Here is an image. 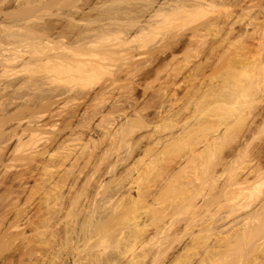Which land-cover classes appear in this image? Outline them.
<instances>
[{"label": "rangeland", "instance_id": "rangeland-1", "mask_svg": "<svg viewBox=\"0 0 264 264\" xmlns=\"http://www.w3.org/2000/svg\"><path fill=\"white\" fill-rule=\"evenodd\" d=\"M28 1L0 0V60L7 58V62H11L10 65L7 63L8 68L5 69L0 61V264H58L59 262V264H67V262L68 264H110L112 261L111 264H128V258L131 257V254H128L129 257L127 258L122 251L124 252L133 244L132 241L135 239L137 232L140 233L141 239L148 237L160 220L159 217L161 216L162 218L160 213L163 210L165 211L163 215L167 214L166 216H168V219H166L169 226L173 227L170 228L171 233H169L171 237L175 235L172 238L170 237V242L172 244L175 243V245L171 244V247H169L172 253H169L167 249L168 254L164 253L168 255L166 259V255H159V253L154 251L156 249L159 252L157 245L148 246L151 242L147 245V249L143 248L147 253L144 250H139L141 252H139L140 256L142 253L148 255V258L144 260L148 263L142 259L139 260V263L168 264L170 256L172 257L171 261L183 252L186 243L185 237L187 242L189 241V233L185 235L186 231L196 229L197 226H205L207 228V224L211 228L225 226L229 222L231 224L235 216H233L231 205L228 204L229 200L227 201V199L230 198L231 193L233 194L235 188H237L235 182L245 178V166L248 155L256 152L252 156L250 155V158H255L253 155L260 154V150L263 149L262 144L264 145V128L262 127L264 124V64L262 62L263 57L259 53V51L261 52L260 43L262 42L260 40L262 39L261 32L259 31L262 22L259 21H261L262 17L259 15V19H253L256 22L253 21L252 23L251 21L250 28H247L250 34L247 32L248 36L235 35L238 29L242 27V24H239L241 22L236 20L235 24L238 26L235 25L237 26L234 28L236 32L232 36V38L235 36V39L230 38L227 43H225L227 39L224 41L225 37L221 38L219 36L222 31L219 29L220 25L214 20L215 16L213 18L211 16L208 17V20L212 19L213 26L210 25L207 28L205 25L210 20L207 21V24H203V17L202 19L200 18V21L203 20L202 23L199 20L193 22L195 21L193 18L190 24L185 19H177L178 21L169 19L172 20V24L167 23L168 21L165 22L167 24L163 21L162 24H159L161 23L158 22L160 19H157L156 23L154 20L152 21L154 22L152 24L154 27L149 26L148 32H150L149 34L147 33L148 35L145 34L147 40H137L138 42H133L135 44H130L132 46L120 47V50H116L118 53H114L117 54L116 56L110 55L113 58L108 59L109 56L106 55L107 60L103 59L105 54L108 53L105 51L106 43L103 42V45L100 42L99 46L102 45L104 47V49L102 47L103 52H100L102 50L100 49L101 47H99L100 51L98 48L94 49V51H99L96 53L100 59H103L100 61V65H95V63H98L99 58L97 60L96 56L94 58L93 55H91L93 58H90L89 53V56L86 55V50L90 48L84 49L82 54V49L78 51L77 59L74 53L75 58L72 54L68 55L66 52H62L61 54H65L68 58L69 56L73 57L72 60L70 59L73 67L77 66V64L79 65V63L73 64V62L79 61L81 65L85 64L82 65L85 66V71L87 70L88 72L90 70L93 73L76 74V78L69 80L68 76L70 74L63 72L64 75H68L67 78L72 84L66 81V76V79H64L59 75L62 81L57 80L58 78L56 80L60 83L62 82V84L58 83L60 85L58 86L56 81V84H53L54 80H50L52 81L51 83H46L48 80L45 81L46 77L43 74L46 75L47 66L44 63L41 64H44L45 67L38 63L42 69L41 67L39 69V65L35 64L37 61L41 62L43 58L40 57V59L37 55L36 57L40 60H35L36 57L32 55L33 53L35 56L41 50L35 48L38 45L35 43L37 40L32 38L33 42H31L32 39L30 37L29 39L24 38L25 43L27 42L25 44L24 39L21 37L23 39V43H21V40L19 41L16 37L8 35L10 33L8 29L11 30L14 26L11 31V34H13L15 29L19 30L21 28V26L19 29L15 28L19 27V24L23 27L27 23L31 27L41 29V24L44 27L51 25L49 28H52L58 22L59 25H57L59 27L57 25L55 27L60 28V24L64 22L61 24L64 26H61V29H67L68 34L71 29H74L70 32L71 35H74L80 26H78V23L74 25L70 20H67L71 17L69 14L72 15V10L75 11L77 8L86 10L90 2L91 7L88 6L89 9L83 15L85 17L88 14L87 18L85 17L86 19H83L82 14L75 15L73 13L72 15H75L78 20L81 19L84 23H80L82 28L79 30H83L82 25L85 24V29L90 27L92 30L99 28L101 26V24L98 26L99 21L107 19L108 21L106 20V22H109V18H112L115 12L119 14L124 12V18H126L125 13L137 12L138 10L139 13L142 12L140 14L137 12L139 16H146L153 7L155 8L157 3L152 6L147 0L145 1L148 3L146 2L145 4L143 0H140L143 4L138 0H130L131 2L118 0L119 2L114 4L111 3L114 0H87V3L83 2L84 0L81 2L78 0L79 3L76 4H83L84 6L87 4L86 8L83 5H78L77 8L73 9L72 5L77 6L75 4L77 0H66L69 3H65L64 0H58L59 3L56 2L57 0H54L55 3L52 0H39L37 4L38 0H35V2L30 0V3L36 4L33 5L31 3L36 7L32 11L31 7L33 6H30ZM104 1H107V3ZM158 1L163 2L164 0ZM253 1L250 2L252 3L250 5L254 9L258 3L256 2L257 0ZM26 3L28 6H26ZM101 5H103V8ZM145 5L151 8L147 9ZM26 7H30L28 13ZM95 7L96 11H93ZM70 8L72 9L71 11ZM233 10L234 12H239L238 10L240 9L235 8ZM146 11L148 12L147 14ZM211 11H214V9ZM254 11H259V9L255 8ZM108 12H111V14ZM99 13L100 15L102 13L101 16L105 17V19H99L101 18ZM104 13L105 15H103ZM212 13L215 15L219 12L217 10ZM92 19L94 21L90 22ZM84 20L89 23L87 22V24ZM142 20H144V17ZM180 20L184 22H180ZM219 20L218 23L220 22L223 26V22L221 23ZM211 21L209 24H211ZM173 22L175 23L173 24ZM46 23L49 24L47 25ZM68 23L70 24L68 25ZM192 23L201 24L202 29L204 25L206 32L203 29L200 33H205L202 34H204L205 38H208L206 41L209 40L208 42L213 44L212 42L218 39L216 41L217 44L216 42L214 44L217 46L220 43L219 45H221L215 46L216 50L218 49L219 51L212 53L214 56L212 64H210L212 58L209 59V65L204 58L207 56L208 60V57H213L212 55L203 56L201 54V56H197L200 59L194 57L198 53L195 51L193 53L196 42H193L194 45L191 42L195 41L194 37H191L193 35L191 33L195 31L193 30L195 27H200ZM89 24H96V27L88 26ZM27 25L23 27L24 31L27 29ZM255 27H259L257 30V33H260L259 35L255 33V29H257ZM251 31H253V34ZM70 34L69 37H72ZM6 35L16 39V41L12 39L16 43L11 40L14 46L21 43L18 45L19 48L17 47L18 50L15 46L16 51H19V53L22 51L20 53L21 58L17 54L19 58H15V61H13L14 58L9 60L14 55L16 57V51H13L15 50L14 47L11 43L9 44L10 37L8 38ZM24 37L28 38L25 35ZM240 37H243V39H240ZM220 38L224 42H220ZM230 40L231 45H229ZM242 40L244 41L242 42ZM17 41H19L18 44ZM182 41H185V44ZM170 42L178 45L172 44V46ZM180 42L184 45L182 46ZM190 42L191 45H188ZM244 42L246 43L245 45L243 44ZM31 43L33 45L36 44L34 46L36 51L32 49L33 45ZM221 43H224V45ZM163 44L165 46L168 44L170 48L168 45V47L163 46L162 48ZM179 45L182 46L183 50L180 49ZM160 47L166 51H158ZM187 47H191L193 50L189 48L190 52ZM200 47L201 45L199 49ZM205 47L207 48V46ZM205 47L201 49L206 50ZM184 49L188 52L186 53ZM43 50H41L42 54L46 52V49L45 51ZM154 50H156V53L159 52L160 55L159 53L156 54ZM226 50L227 53L229 52L230 57L228 56L229 54L226 55ZM50 51L48 50V52ZM94 51L92 52L90 49L89 52L93 54ZM152 51L153 56L151 55ZM41 52H39L40 55ZM53 52L54 50L50 53ZM50 53L46 55H50ZM99 53H102V56ZM184 53L191 60H188ZM243 54H247L249 57L247 58V55L243 56ZM215 55L217 59H215ZM191 56H193L194 61H192ZM224 56H228L229 60H236L227 63V58L223 61ZM238 57L241 59H238ZM24 58L25 60H28V58L32 59L31 62L28 60L30 64L22 60ZM89 59L94 61L92 65ZM201 59L207 65L200 61ZM237 59L240 61H237ZM87 60L90 63L86 62ZM131 60L139 64L141 62L144 65L141 64V68L138 69L136 67L140 65L137 64L135 72L134 68L132 69L134 62ZM187 60L191 62L188 64ZM222 61L227 63L226 66ZM236 61L237 63H235ZM23 62H26V64ZM200 62L201 64L203 63V66L200 65ZM214 62L216 64H213ZM186 63L187 65H185ZM243 63L246 64L243 65ZM221 64L224 66H221ZM230 64H233V67ZM241 64L242 66L240 67ZM36 65L38 69L34 70L32 66L36 68ZM81 65L79 66L81 67ZM207 66L209 67L207 68ZM182 67L184 70H182ZM229 67L231 71L228 70ZM124 68L132 69V75L129 76L128 74L131 71L128 69L127 72V69L125 70ZM178 68L181 69L179 70ZM76 69L74 70L75 72ZM30 70L35 73V75L32 74L35 84H33L32 80L26 78H31L27 75L31 73ZM73 74L75 75L74 72ZM175 74L176 78L173 77ZM70 77L72 78L73 76ZM116 77H119V80H116ZM21 79L22 82L20 81ZM38 79L40 82H38ZM26 80L29 83H24ZM63 83L68 84H65L67 85L65 86ZM69 84L71 87H68ZM18 85L23 88L21 89ZM236 85L249 87L248 89L251 88L247 92L249 95H241L230 102L226 98L227 94ZM67 87L71 89V92L66 94ZM45 90L50 91L47 92ZM54 90L56 92H53ZM53 93L55 96L57 94V96L54 97ZM19 94L24 95L18 98ZM46 99H49V102H53L51 100L54 99V103L56 101L57 105L49 107L51 104ZM251 102L252 105H250ZM226 108L231 109L232 114L230 113V116L226 115ZM261 109L263 113H260L262 112L260 111ZM251 111H253L252 116H250ZM254 114L257 115L255 116ZM254 119L255 121L259 120L257 121L258 123H253ZM251 120L253 124H251ZM254 124L255 126L253 127H257V131L252 127ZM258 125H260L259 128ZM24 129L26 131H23ZM249 129H252V133L255 131V134H252ZM34 130L35 133L31 136ZM252 135L257 140L255 139L253 146H249L252 144H250L251 142L248 143V136L250 141H252L254 139ZM211 141L216 143L213 144V142L211 144L213 146L210 149L207 148L201 155L197 154ZM262 152L260 158L258 157L259 155L255 158L257 162L259 160V163L264 161L262 157L264 149ZM70 153L72 158L69 156L71 155ZM66 156H68L69 160L65 158ZM79 158H81L80 161ZM60 160L66 161L61 162ZM67 161L70 162L65 165ZM60 162L61 164L64 163L62 164L64 166H61ZM73 163H78L77 167ZM70 166L75 168V171H72V168V172L80 175L72 173V175L74 174L72 176ZM67 171L71 175L70 178L69 176L67 177ZM75 176L78 177L75 178ZM63 178L67 180L65 181ZM222 188H225L223 190L226 193ZM53 191L54 193H52ZM47 195L49 196L47 197ZM56 196H60L61 199H52ZM191 197L195 198L200 205H202V201L207 202L202 205V210L201 208L199 209L201 211H198L199 213L196 214L194 220L190 215V210L187 208ZM159 207L163 210L161 209L158 214ZM156 208L158 210L155 212L159 215V220L155 219L157 217H155L153 212ZM140 215L143 217V221H146V226L141 228V230L137 229L136 223ZM190 217L193 220H190L191 222L189 221ZM214 221L217 224L216 226ZM220 221L222 222L220 223ZM175 229L179 232L178 234ZM181 230H186L182 233L184 237L174 240L181 235ZM183 239L184 241H182ZM29 240L32 245L30 243L27 245ZM156 240L158 241L159 239ZM172 240L175 242H172ZM159 241L161 242L162 240ZM178 241L179 243L177 244ZM47 242L50 244H47ZM128 244H130L129 247ZM26 245H31V247ZM151 249L152 255L148 254ZM155 254L160 256L157 257L158 260ZM161 256H164L163 259H161Z\"/></svg>", "mask_w": 264, "mask_h": 264}, {"label": "bare ground", "instance_id": "bare-ground-1", "mask_svg": "<svg viewBox=\"0 0 264 264\" xmlns=\"http://www.w3.org/2000/svg\"><path fill=\"white\" fill-rule=\"evenodd\" d=\"M27 1V0H26ZM30 1V0H29ZM28 1V4L30 3ZM37 1V0H36ZM52 1H54V0H52ZM51 1V2H52ZM69 1H71V0H69ZM80 2L82 1V0H79ZM79 1L77 0V2H75V4L76 3H79ZM89 1V0H88ZM91 1V0H90ZM103 1V0H102ZM110 1H112V0H110ZM110 1H108V3H110ZM115 1V0H114ZM111 2V3H116V2H119L118 0H116L115 2ZM120 1H122V0H120ZM127 1V0H126ZM128 1H130V0H128ZM135 1V0H134ZM140 3L142 2V1H140V0H138ZM137 1V2H138ZM148 2H150V4L153 6V5H155L156 3H157V5L155 6V8L153 7L152 8V10H150L151 12H147L146 11V14L148 13L149 14V18H148V14L146 15V16H142V15H140L139 16V14L140 13H142V12H138V10H137V12L139 13H137L136 11H132V12H127L126 10H124L125 12H127V13H125V16H126V18H124V12H123V14H122V12L119 10V12H121V14H122V16H121V14H119V13H117V12H115V11H113V12H115V14H114V16H112V18L110 17H108V15H110L111 14V12H108V13H110V14H108V15H106L107 16V18H109V22H106V20L104 21V20H98V19H96V20H98L100 23H98V26L101 24V26L98 28H94L93 30H92V28L90 27V28H88V29H85L84 28V26L86 25H82L83 26V30L81 29V30H79L80 28H82L81 27V22H82V20L81 19H79L78 20V18H76V14H82L81 16H83L85 13H86V10L87 9H89L88 8V6L89 7H91V2H90V5L88 4V6H87V4L84 6L83 4H76L77 6H73L72 5V3L70 2V4L72 5V8L74 9V8H77L78 7V5H83V7H85L86 8V6H87V9L86 10H84V9H80V8H77V9H75V11H73L71 8H70V11L72 10V12L75 14L74 16H72L73 15V13H72V15L71 14H69L71 17H70V19H67L68 21L70 20V22H72V24H74V25H77L76 23H78L79 25L78 26H80V28L76 31V33L73 35H71L70 34V32H72V30H74V29H71V31L69 32V34L72 36V37H69V34H68V32L66 31V30H64V28H62L61 29V26L62 27H64L63 25H61V24H63V23H61L60 24V28H58L59 26V24H58V22H57V24H55V26L57 25L58 27H52V28H49L51 25H49V27L48 26H45L44 27V25L42 26V24H41V26H40V28L41 29H37L36 27L34 28L33 26V28L31 27V25H27V23L25 24V25H27V29H25V31H24V28L23 27H25V25L22 27V25H20L19 24V27H15V28H20V26H21V28H23V29H19V30H17V29H15L14 31L15 32H13V34H11L12 32V29H14V26H13V28H11V30H9L8 29V31H10V33L8 34V35H10L11 37H16V39H19V41L21 42V43H23L22 42V40L25 38V39H29V37H30V39H35V40H37V42H35L36 44H38V45H33L32 43V49H34V46H35V48H37V50L39 49H41V50H43L44 48L46 49V52H48V50L50 51H53L54 50V52L53 53H50V52H48V53H50V55H46V54H48V53H43L42 54V52H41V50L39 51V52H41V55L39 54V52H35L36 54H35V56H34V54L32 53V55H33V57H36L37 55V57L38 58H42V60H41V62L39 61H37V63H35V64H37V65H39L38 63H44L45 64V66H47V69H46V75L45 74H43L45 77H46V80L45 81H47L48 80V82H46V83H51L52 81H50V80H54L53 81V84H56L55 83V81L57 82V84L59 83V84H62V82L60 83L59 81H62L61 79H60V76L59 75H61V77L62 78H64V79H66L67 78V76L69 77V80L71 79V80H73L74 78H76L75 76H76V74H80V73H83V74H86V73H93V71L91 72L90 70H88V72H87V70L85 71V66H82V65H85V64H82L81 65V63L78 61V62H73V64H77V63H79V65H81V67L77 64V66L75 65L74 67H73V65L71 64V60H72V58L73 57H71V56H69V58L64 54H61L62 52L64 53V52H66L68 55H73L74 56V54L76 55V59H77V57H78V55H79V53H78V51H80L81 49L83 50V51H81V54H82V52H84V49H88V48H90L91 49V51L93 52L94 51V49H97L98 48V50H99V47H101L100 49H102V45L101 46H99V44H103L104 45V43L103 42H105L106 44H105V47H106V52L108 53V54H105V56L107 55V56H109L108 57V59H110L112 56L114 57V56H116L117 54H114V53H118L116 50L117 49H119L120 50V47H125V46H127V45H130V44H132L134 41H139V40H143V39H145V40H147V37L145 36V34L146 35H148L149 34V32H148V28H149V26L150 27H154V25L152 26V24L154 23V22H152V21H154L155 20V23H156V21H157V19H160L158 22H161V23H159V24H162V21L165 23V22H167V23H170V24H172V20H169V19H173V21H174V19H175V21H178L179 19H185V21L186 22H188L189 24L191 23V20L193 21V18L195 19V21H193V22H196L197 20H201L202 19V17H203V24L205 23V24H207V21H211L212 19H209L208 20V17H210L211 16V18H213L214 16H215V18H214V20H216L217 21V24H219L218 26H219V29H221V31L222 32H220V30H219V32H220V35L219 36H221V38H224V41L227 39V41L225 42V43H227V42H229V39L230 38H232V36L235 34L234 32H236L235 31V29L234 28H236L238 25L237 24H235L236 23V20H238L239 22H241V23H239V24H242V27L241 26H239V27H241L240 29H238V31L236 32V34L235 35H238V34H240L239 36H243V35H245V36H248L246 33L248 32V30H247V28H250V25L253 23V21L254 22H256L255 20H253V19H259V15L262 17V19H261V21H259V22H262V24H261V26H260V32H261V36H262V39H260V40H262V42L260 43V45H261V52L259 51V53H260V55H261V57H263L262 58V62H263V64H264V0H164L163 2L162 1H158V0H147ZM147 1H145V0H143V2H144V4L147 2ZM251 1H253V2H257L258 3V5L256 4H254L255 5V7H254V9L251 7V5H252V3H250ZM25 2V1H24ZM34 2H35V0H34ZM39 2V0L36 2V4ZM56 2H58V0L56 1ZM61 2H63V1H61ZM60 2V3H61ZM64 2L65 3H69L68 1L66 2V0H64ZM63 2V3H64ZM73 2V1H72ZM83 2H86L87 3V0L85 1H83ZM93 2V1H92ZM104 2H106L107 3V1H104ZM131 2V1H130ZM147 2V3H148ZM31 3H33V2H31ZM29 4L30 6L32 5V4ZM53 3H55V1L53 2ZM59 3V2H58ZM140 3H138V4H140ZM24 4V3H23ZM35 3H33V5H34ZM35 4V5H36ZM101 4V3H100ZM100 4H98L99 6H100ZM105 4V3H104ZM141 4H143V3H141ZM251 4V5H250ZM32 5V6H33ZM106 5V4H105ZM104 5V6H105ZM148 5V4H147ZM26 6H28L27 5V3H26ZM95 6V5H94ZM102 6V8H103V5H101ZM133 6H135V7H137L136 5H133ZM146 6V5H145ZM34 7V6H33ZM31 7V9H32V11H34L35 10V8L36 7ZM82 7V8H83ZM93 7V6H92ZM140 7H141V5H140ZM27 8V7H26ZM30 8V7H29ZM29 8H27V13H28V9ZM138 8V7H137ZM137 8H135V9H137ZM146 8L148 9V8H151V7H147L146 6ZM235 8H238V9H240V10H238L239 12H234V10L233 9H235ZM255 8H258L259 9V11H254L255 10ZM30 9V10H31ZM91 9H93V8H91ZM96 9V7L93 9V11ZM101 9V8H100ZM99 9V10H100ZM141 9V8H140ZM143 9V8H142ZM214 9V11H211V10H213ZM216 9V10H215ZM26 10V9H25ZM102 11H103V9H101ZM218 10V12L219 13H217V14H215V15H213L214 13H212V12H216ZM237 10V9H236ZM89 11V10H88ZM87 11V12H88ZM91 11V10H90ZM96 11V10H95ZM98 11V10H97ZM211 11V12H210ZM105 13H107V12H105ZM105 13L103 14V15H105ZM207 13H209V14H207ZM90 14H92V13H90ZM112 14V15H113ZM143 14H144V11H143ZM211 14V15H210ZM88 14H86L85 15V17L87 16ZM99 15H100V13H99ZM101 15H102V13H101ZM100 15V16H101ZM138 15V16H137ZM207 15V16H206ZM209 15V16H208ZM213 15V16H212ZM216 15H218V16H216ZM78 16V15H77ZM222 16H224V17H222ZM84 17V16H83ZM83 18V19H86V18ZM99 17V16H98ZM144 17V20H142V18ZM204 17H205V19H204ZM260 17V18H261ZM69 18V17H68ZM196 18H198V19H196ZM201 18V19H200ZM95 19V18H94ZM99 19H105V17L103 18V16H101V18H99ZM178 19V20H177ZM190 19V20H189ZM207 19V20H206ZM220 19V20H219ZM88 20H90V18H88ZM95 20V21H96ZM166 20V21H165ZM189 20V21H188ZM218 20L219 21H221V23L223 24V26L220 24V22L218 23ZM84 21H86V20H84ZM92 21H94L93 19L90 21V22H92ZM104 21V22H103ZM108 21V20H107ZM183 20H180V22H182ZM202 21H200L201 23H202ZM206 21V22H205ZM210 21H209V23H210ZM251 21H252V23H251ZM49 22V21H48ZM51 22V21H50ZM74 22V23H73ZM88 21H86V23H87ZM97 22V21H96ZM106 22V23H105ZM184 22V21H183ZM199 22V23H200ZM258 21H257V23H259ZM83 23V22H82ZM89 23V22H88ZM87 23V24H88ZM167 23H165V24H167ZM175 22H173V24H174ZM187 23V24H188ZM208 23V24H209ZM216 23V22H215ZM47 25L49 24V23H46ZM45 24V25H46ZM51 24H53V23H51ZM70 23H68V25H69ZM84 24V23H83ZM182 24H184V23H182ZM186 24V25H187ZM192 24H197V23H192ZM205 25V27L207 28V26L209 27L210 25H212L213 26V24H212V21H211V24H209V25ZM255 24V23H254ZM54 25V24H53ZM66 25V24H65ZM96 25V24H95ZM95 25H93V24H89L88 26H95ZM155 25H158V24H155ZM185 25V24H184ZM235 25H237V26H235ZM258 25V24H257ZM16 26H18V25H16ZM29 26V27H28ZM35 26V25H34ZM71 26V25H70ZM197 26L198 27H200L201 28V24H197ZM211 26V27H212ZM216 26V25H215ZM38 27H39V25H38ZM67 27H69V26H67ZM73 27V26H72ZM96 27V26H95ZM217 27V26H216ZM215 27V28H216ZM66 28V27H65ZM71 28V27H70ZM69 28V29H70ZM78 28V27H77ZM197 27H195L193 30H195V31H192V33H191V37H194V39H195V41H191L192 43L194 42H196V47L195 48H193V46H192V48L194 49H192L191 47H189L190 49H192L193 50V53H194V51L196 52V53H198V55L196 54V56H194V57H197V56H201V54L203 55V56H206V55H212L213 56V52L214 51H217L216 50V48H215V42L216 41H218V39L216 40L215 38H217V37H215V38H213V39H215L216 41H214V42H212L213 44H211L210 42H208V41H206L208 38H205L203 35L205 34L204 32H206L205 31V29L206 28H204V25H203V29H204V32H201L200 33V31H203V29L201 30L200 28H197ZM255 28H257V29H255L256 31H255V33H257V30H258V28L259 27H255ZM89 29H91V31H89ZM209 29V28H208ZM253 29V28H252ZM16 30H17V32H16ZM192 30V29H191ZM218 30V29H217ZM7 31V32H8ZM208 31V30H207ZM199 32V33H198ZM253 31H251V33H252ZM148 33V34H147ZM202 33H204V34H202ZM217 34H218V32H216ZM202 34V36H200ZM222 34V35H221ZM248 34H249V32H248ZM253 34V33H252ZM252 34H251V36H252ZM258 34V33H257ZM258 34V35H259ZM24 35L25 36H27L28 38H26V37H24ZM250 35V34H249ZM7 36V35H6ZM9 36V37H10ZM143 36V37H142ZM190 36V35H189ZM206 36V35H205ZM215 36H217V35H215ZM245 36H244V38H245ZM8 37V36H7ZM8 37V38H9ZM10 37V41H9V44L11 43V40L13 39V38H11ZM21 37L23 38V39H21ZM142 37V38H141ZM145 37V38H144ZM191 37H189L190 39H191ZM207 37H208V35H207ZM235 37V36H234ZM233 37V38H234ZM8 38H7V41H8ZM138 38V39H137ZM221 38H220V40H221ZM232 38V39H233ZM246 38H248V37H246ZM251 38V37H250ZM261 38V37H260ZM16 39H13V40H15L16 41ZM25 39H24V43H25ZM33 39H32V41L31 40H27V41H31V42H33ZM183 39V38H182ZM181 39V40H182ZM188 39V38H187ZM193 39V38H192ZM205 39V40H204ZM231 39V40H232ZM235 39V38H234ZM238 39H239V37H238ZM240 39H243V37H240ZM249 39V38H248ZM12 40V41H13ZM34 40V41H35ZM180 40V41H181ZM185 40V39H184ZM211 40V39H210ZM231 40H230V44L229 45H231ZM15 41H13V43L15 42ZM19 41H17V44H18V42ZM38 41H39V43H38ZM137 41V42H138ZM177 41H178V39H177ZM223 40H221L220 42H222ZM223 41V42H224ZM244 40H242V42H243ZM249 41V40H248ZM101 42V43H100ZM176 42V41H175ZM184 44H185V41H182ZM191 42L190 43H188V45H191ZM207 42V43H206ZM246 42V41H245ZM243 43L244 45L246 44V43ZM16 43V42H15ZM21 43H19V44H21ZM27 43V42H26ZM25 43V44H26ZM174 43V42H173ZM172 42H170V44L172 45L173 44ZM181 43V42H180ZM194 43H193V45H194ZM209 43V44H208ZM18 44V45H19ZM133 44H135V43H133ZM132 44V45H133ZM166 44V43H165ZM165 44H163L161 47L163 48V46H165ZM184 44H182L181 43V45L183 46ZM198 44H200L201 45V47H200V49H199V46H198ZM216 44H217V42H216ZM220 44V43H219ZM218 44V45H219ZM222 45H224V43H221ZM11 45L14 47V49H15V46H16V49H17V47L19 48V46L18 45H16L15 44V46L11 43ZM132 45H130V46H132ZM168 45V44H167ZM166 45V46H167ZM173 45H178V44H173ZM172 45V46H173ZM186 45H187V43H186ZM218 45L216 46V47H218ZM228 45V44H227ZM38 46H39V48H38ZM43 48H41V47ZM165 46V47H166ZM169 46V45H168ZM167 46V47H168ZM180 46V45H179ZM182 46H180L181 48L180 49H182ZM205 46H207V48L205 47V49L206 50H204V49H201V48H204ZM219 46H221V45H219ZM29 47H31V46H29ZM160 47V48H161ZM165 47H164V49H165ZM226 47V46H225ZM244 47V46H243ZM250 47V46H249ZM123 48H121V49H123ZM160 48H158V51L159 50H163L162 48L160 49ZM169 48H170V46H169ZM188 48V47H187ZM188 48V49H189ZM220 48V47H219ZM260 48V47H259ZM16 49L15 50H13V51H16ZM45 49L43 50V51H45ZM90 49H88L89 51H90ZM93 49V50H92ZM103 49H104V47H103ZM103 49L100 51V52H103ZM166 49H168V48H166ZM176 49V48H175ZM189 49V50H190ZM223 49V48H222ZM222 49H221V51H222ZM246 49H248V48H246ZM18 50V49H17ZM35 51H36V49H34ZM60 50V51H59ZM88 50H86L87 51V53H86V55L87 56H89L90 58H93V57H91V55H93L94 56V58H95V56H96V58H97V60H98V58H99V61H97L96 59V61L98 62V63H95V65L96 64H98V65H100V61L101 60H107V56L105 57L104 56V58L103 59H100V57H99V55H97V53L99 52L98 50H95L94 51V53L93 54H91L92 52H89ZM174 50V49H173ZM177 50V49H176ZM183 50V49H182ZM199 50V51H198ZM201 50V51H200ZM203 50V51H202ZM228 50V49H227ZM227 50H226V55H228L229 54V52L227 53ZM243 51H244V49H242ZM115 51V52H114ZM156 50H154V52H155ZM164 51V50H163ZM166 51V50H165ZM164 51V52H165ZM172 51V50H171ZM170 51V52H171ZM184 51H186V53L188 52L186 49H184ZM219 51V50H218ZM242 51V52H243ZM246 51V50H245ZM247 51H249V49L247 50ZM246 51V52H247ZM18 52V53H17ZM22 51H20V53H21ZM97 52V53H96ZM162 52V51H161ZM169 52V51H168ZM173 52H175V51H173ZM172 52V53H173ZM190 52H191V50H190ZM189 52V53H190ZM20 53H19V51H16V57H15V55H14V57H12V58H9V60L10 59H12L13 60V58H14V60L13 61H15V58H19V56H17V54H19L20 55ZM70 53V54H69ZM74 53V54H73ZM88 53H89V55H88ZM121 53V52H120ZM119 53V54H120ZM156 53V52H155ZM154 53V54H155ZM157 53H159V52H157ZM156 53V54H157ZM163 53V52H162ZM179 53V52H178ZM186 53H184V55H185V57H186ZM221 53V52H220ZM248 53V52H247ZM259 53H258V55H259ZM96 54V55H95ZM99 54H101L100 56H102V53H99ZM118 54V55H119ZM153 54V51H152V53H151V55ZM169 54V53H168ZM191 54V53H190ZM216 54V53H215ZM31 55V56H32ZM44 55V56H43ZM110 55H112V56H110ZM159 55H160V53H159ZM167 55V54H166ZM217 55V54H216ZM215 55V59H217V56ZM222 55V54H221ZM225 55V54H224ZM241 55V54H240ZM240 55H239V57H240ZM245 55H247V54H245ZM244 54H243V56H245ZM82 56V55H81ZM153 56V55H152ZM193 56H191L192 57V61H194L193 60ZM203 56H202V58H203ZM229 57H230V54L228 55ZM228 56H224V57H222V58H224V60L223 61H225L226 60V58L228 59L229 57ZM242 56V55H241ZM23 57V56H22ZM36 57V59L35 60H40V59H38ZM71 57V58H70ZM112 57V58H113ZM175 57V56H174ZM188 57V56H187ZM186 57V58H187ZM207 57V56H206ZM206 57H204L205 59V62L206 61H208V65H209V59H211V63L210 64H212V61H213V59H214V56L213 57H208V60H207V58ZM220 57V56H219ZM238 57V59H241V58H239ZM249 56L247 55V58H248ZM20 58H21V55H20ZM31 58V57H30ZM45 58V59H44ZM74 58H75V56H74ZM244 58V57H243ZM243 58H242V60H243ZM44 59V60H43ZM71 59V60H70ZM162 59V58H161ZM188 59V58H187ZM195 59V58H194ZM196 59H200V57L198 58H196ZM195 59V60H196ZM231 59V58H230ZM233 59V58H232ZM237 59V61H240V60H238ZM8 60V61H9ZM22 60H24V61H26V62H28V60H30L29 58H28V60H25V58L24 59H22ZM32 60V59H31ZM31 60L29 61V62H31ZM186 60V59H185ZM188 60H191V59H188ZM186 61V62H188V64H189V62H191V61ZM221 60V59H220ZM229 60V59H228ZM226 60L227 61V63L229 62L230 63V61H232V62H234V60H236V59H233V60ZM1 61V63H2V67H5V69L6 68H8V66H7V63H9V65L11 64V62H7V58H3L2 60H0ZM44 61V62H43ZM89 61L91 62V65L94 63V61H92V59H89ZM88 60L86 61V62H88V63H90ZM95 61V62H96ZM132 61V60H131ZM136 61V60H135ZM200 61H202V59L200 60ZM215 61V60H214ZM222 61V63H225V66H226V62H223ZM237 61L235 62V63H237ZM246 61V60H245ZM245 61H243V62H245ZM248 61V60H247ZM26 62H23L24 64H26ZM28 62V63H29ZM93 62V63H92ZM132 62H134V61H132ZM203 62V61H202ZM205 62H203L205 65H207ZM216 62V61H215ZM213 63V64H216V63ZM217 62H219V61H217ZM231 62V63H232ZM34 63V62H33ZM33 63H32V65H33ZM87 63V64H88ZM128 63V62H127ZM135 63H136V65H135ZM183 63H185V62H183ZM199 63V62H198ZM203 63L201 64V62H200V65H202L203 66ZM221 63V62H220ZM24 64H22V65H24ZM30 64V63H29ZM35 64H34V66H35ZM44 64H41V66L42 67H45L44 66ZM125 64H126V62H125ZM129 64H130V62H129ZM137 64L138 65H140L139 67L137 66ZM141 64H143V63H141L140 62V64L138 63V62H134V65H133V67H132V69L134 68V70L136 69V68H141ZM239 64V63H238ZM246 64V63H245ZM244 63H243V65H245ZM36 65V68L34 67V66H32L33 68H34V70L35 69H40V65H39V67ZM89 65V64H88ZM123 65V64H122ZM127 65V64H126ZM132 65V64H131ZM144 65V64H143ZM180 65V64H179ZM178 65V66H179ZM181 65H182V63H181ZM181 65H180V67H181ZM185 65H187V63L185 64ZM196 65V64H195ZM231 66L233 65V64H230ZM230 65H228V66H230ZM237 65V64H236ZM26 67L28 66V65H25ZM79 66V67H78ZM125 66V65H124ZM135 66H137L136 68H135ZM184 66V65H183ZM217 66V65H216ZM216 66H214V67H216ZM221 66H224V65H222L221 64ZM228 66H227V68H228ZM230 66V67H231ZM242 66V64L240 65V67ZM247 66V65H246ZM28 67H30V66H28ZM31 67V68H32ZM38 67V68H37ZM42 67H41V69H42ZM76 67H77V69H76ZM88 67V66H87ZM93 67V66H92ZM91 67V68H92ZM126 67V66H125ZM131 67V66H130ZM186 67H188V66H186ZM206 67V66H205ZM205 67H203V68H205ZM209 66H207V68H208ZM230 67H229V71H231L230 70ZM233 67V66H232ZM76 69V72L74 71L75 69ZM82 68V69H81ZM184 68H185V66H184ZM190 68H192V67H190ZM195 68H196V66H195ZM199 68V67H198ZM197 68V69H198ZM235 68V67H234ZM237 68H239V67H237ZM264 68V67H263ZM30 69V68H29ZM28 69V70H29ZM125 70L127 69V72H128V69L129 68H124ZM132 69H129L131 72L128 74L129 76H131L132 75ZM138 69H137V71H138ZM179 69V68H178ZM177 69V70H178ZM181 69V68H180ZM179 69V70H180ZM187 69V68H186ZM226 69V68H225ZM232 69V68H231ZM32 70V69H31ZM30 70V71H31ZM121 70V69H120ZM182 70H184L183 69V67H182ZM182 70H181V72H182ZM232 70H234V69H232ZM176 71V70H175ZM66 72L68 75L66 76V75H64V73ZM73 72L75 73V75L73 74ZM84 72H86V73H84ZM117 72V71H116ZM124 72V71H123ZM135 72H136V70H135ZM134 72V73H135ZM180 72V71H179ZM180 72V73H181ZM71 73H72V75H71ZM176 73V72H175ZM31 74V75H30ZM35 75V73H32V71H31V73H28L27 75H29V77H31L30 79L28 78V77H26L28 80H32L33 81V75ZM117 74H119V73H117ZM125 74V73H124ZM63 75V76H62ZM120 75V74H119ZM59 76V77H58ZM65 76H66V78H65ZM70 76H73L72 78L70 77ZM118 76V75H117ZM124 76V75H123ZM125 76H127V75H125ZM176 76V74L173 76V77H175ZM35 77V76H34ZM120 77V76H119ZM119 77H116L117 79L116 80H119L118 78ZM128 77V76H127ZM177 77H178V75H177ZM36 78V77H35ZM58 78V79H57ZM176 78V77H175ZM23 79V78H22ZM22 79L20 80L21 82H22ZM37 79V78H36ZM35 79V80H36ZM59 80V81H57V80ZM120 79H121V77H120ZM28 80H26V81H28ZM39 80V79H38ZM42 80V79H41ZM68 80V78L66 79V81L68 82L69 81ZM19 81V82H20ZM24 82V83H29V81L28 82ZM50 81V82H49ZM64 81V80H63ZM38 82H40V80L38 81ZM30 83H31V81H30ZM68 83H70V84H72V82L71 81H69ZM68 83H65V84H68ZM11 84H13V83H11ZM20 84V83H19ZM25 84V85H26ZM32 84V83H31ZM33 84H35L34 83V81H33ZM37 84V83H36ZM44 84V83H43ZM58 84V86H60ZM64 84V83H63ZM64 84V85H65ZM70 84L68 85V87L70 86ZM15 85H16V83H15ZM15 85H13V86H15ZM50 85V84H49ZM8 86V85H7ZM11 87H12V85H10ZM17 86V85H16ZM21 89L23 88L22 86H20V85H18ZM34 86V85H33ZM36 86V85H35ZM48 86V85H47ZM53 86H55V85H53ZM65 86H67V85H65ZM18 87V88H19ZM42 87V86H41ZM49 87H51V86H49ZM67 87V88H68ZM71 87V86H70ZM244 86H241V85H236V86H234L233 88H232V90L229 92V94H227L228 96L226 97L227 98V100L228 101H230V102H232V100H234L235 98H237V97H239V96H241V95H249L247 92H249L250 91V89H248L249 87H244ZM9 88V87H8ZM246 88V89H245ZM5 89H6V87H5ZM40 89V88H39ZM53 89V88H52ZM55 89H57L56 87H55ZM61 89V88H60ZM70 88H68V90H69ZM19 90V89H18ZM36 90H37V88H36ZM68 90H66L67 92H66V94L67 93H69V92H71V89L68 91ZM249 90V91H248ZM17 91V90H16ZM35 91V90H34ZM39 91V90H38ZM45 91H47V92H49L48 90H45ZM7 92H9V91H7ZM13 92V91H12ZM53 92H56L55 90L53 91ZM17 93V92H16ZM20 93V92H19ZM42 93V92H41ZM52 93V92H51ZM63 93V92H62ZM47 94V93H46ZM54 94V93H53ZM18 95V94H17ZM22 94H19V97L18 98H20V97H23V95L21 96ZM61 95V94H60ZM54 97H56L57 96V94H56V96H55V94L53 95ZM25 97V96H24ZM42 97H43V95H42ZM60 97V96H59ZM36 98V97H35ZM40 98V97H39ZM47 98V97H46ZM48 98H50V97H48ZM12 99H13V96H12ZM17 99V98H16ZM22 99V98H21ZM57 99V98H56ZM7 100H9L8 98H7ZM14 100V99H13ZM23 100H24V98H23ZM40 100H42L41 98H40ZM47 100V99H46ZM57 100H59V99H57ZM264 100V99H263ZM48 101V103L49 104H51V106H49V107H52V105L54 106L55 104H56V101H55V103H54V99L53 100H51V101H53V102H49V99L47 100ZM59 102V101H58ZM263 102V101H262ZM46 103V102H45ZM48 104V105H49ZM57 105V104H56ZM250 105H252V102L250 103ZM263 105H264V102H263ZM46 106V105H45ZM48 107V108H49ZM264 107V106H263ZM262 107V108H263ZM226 111H225V113H226V115L227 116H230L231 114H232V111H231V109H228V108H226L225 109ZM260 111H262V112H260ZM259 112L260 113H263V110L261 109ZM33 112V111H32ZM52 112V111H51ZM51 112H49V113H51ZM253 111H251V113H252ZM231 113V114H230ZM250 113V116H252L253 115V113L251 114ZM70 114V113H69ZM230 114V115H229ZM258 114V113H257ZM257 114H254L255 116L257 115ZM37 115V114H36ZM255 116H253V117H255ZM260 116H262L261 114H260ZM38 117H40V116H38ZM37 117V118H38ZM259 117V116H258ZM263 118H264V116H263ZM262 118V119H263ZM257 119H259V118H257ZM261 119V118H260ZM257 121H259V120H257ZM257 121H255V119H254V121H253V123L255 122H257ZM263 121H264V119H263ZM262 120H261V122H263ZM21 122V121H20ZM260 122V123H261ZM252 123V120H251V124H253ZM258 123V122H257ZM264 123V122H263ZM20 124V123H19ZM262 125V124H261ZM253 126H255V124L254 125H252V127ZM259 126L260 125H258V128H259ZM250 127V126H249ZM263 128H264V124H263V126H262ZM251 128V127H250ZM253 128H255V131H257L256 130V128L257 127H253ZM252 128V129H253ZM26 129V128H25ZM23 130V131H26V130ZM252 129L250 130V132L252 133ZM260 129H261V127H260ZM260 129H258L259 131H260ZM28 131V130H27ZM255 131H253L254 133H252V134H255ZM31 132V131H30ZM35 133V130H34V132H32L31 133V136L33 135ZM250 133V134H251ZM257 133H260V132H257ZM250 134H248L249 136H251ZM248 136V143H250V144H252V145H249V146H253L254 145V143H255V141L257 140V138L256 137H253V135H252V137L254 138L252 141H254L253 143H252V141H250V137ZM252 137H251V139H252ZM256 139V140H255ZM218 140V139H217ZM214 141H211L207 146H205V148L202 150V151H200V152H196L197 154H202L207 148H211V146H213V145H211L212 143H213ZM216 142H214L213 144H215ZM255 147V146H254ZM262 147H263V149H264V145L262 144ZM262 149V148H261ZM262 149V150H263ZM262 150H260L261 151V153H263L262 152ZM252 151V150H251ZM255 152V151H254ZM195 153V154H196ZM256 153V152H255ZM255 153H253L252 152V154H255ZM261 153L259 154H257V155H259L258 157L260 158L261 157ZM71 154V153H70ZM250 154V153H249ZM252 154H250L251 156H252ZM65 155V154H64ZM250 155H248L249 157H248V159H247V161H246V172H245V178L242 180V179H240V181H236L235 182V185H237L236 187L237 188H235V190H234V192H233V194L231 193V195H233V196H231L230 195V198H228L227 199V201L229 200V202H228V204L229 205H231V209H232V212H233V216H235L233 219V221H231L232 223L230 224V222L228 223V224H230V225H232V226H228V224L226 223V225L225 226H221V227H217V228H211L210 226H209V224H207L208 226H207V228L204 226V227H199V226H197V228L195 229H193V230H190V231H186V234L185 235H187V233H189V236H188V238H189V241L187 242V238L185 237V247H184V249H183V252L182 253H180L179 254V256L178 257H176L175 259H173V260H171L170 261V259L172 258L171 256L169 257L170 259H168L169 260V263L168 264H264V161L263 162H260L259 163V160H258V162L255 160V158H257L256 156L257 155H253V157H255V158H250L251 156ZM71 158H72V154L71 155H69ZM263 158H264V154H263V156H262ZM65 158H68V156H66ZM74 158H76L75 156H74ZM77 160H78V158H76ZM80 159L81 158H79V161H80ZM67 160V159H66ZM65 160V161H66ZM68 160H69V158H68ZM75 160V159H74ZM264 160V159H263ZM61 161V160H60ZM63 161V160H62ZM61 161V162H62ZM65 161H63V162H65ZM79 161H77V162H79ZM89 161H91L90 159H89ZM89 161H87L88 163H90ZM261 161V160H260ZM61 162H60V164H61ZM70 162V161H69ZM68 161L66 162V164L65 165H67V163H69ZM72 162H73V160H72ZM71 162V163H72ZM75 162V161H74ZM86 162V161H85ZM70 163V164H71ZM76 163V162H75ZM62 164H64V163H62ZM61 164V166H64V165H62ZM74 164V163H73ZM78 164V163H77ZM77 164H74L75 166L77 165ZM86 164V163H85ZM72 165V164H71ZM88 165V164H87ZM97 165V164H96ZM95 165V166H96ZM71 167V169H70V171L72 170V168L74 167V166H70ZM77 167V166H76ZM86 167V166H85ZM94 167V166H93ZM75 168H73V170L72 171H75L74 170ZM244 170V171H245ZM70 172L71 173V175H72V173H74V172ZM68 172L69 171H67V177L69 176V178H70V174H68ZM77 172V171H76ZM75 175H78L77 173H74ZM73 174V175H74ZM72 175V176H73ZM80 175V174H79ZM78 175V176H79ZM77 176V177H78ZM66 177V178H67ZM76 176H75V178H77ZM66 178H63V179H65V181L67 180ZM69 178H68V180H69ZM72 180H74V178H72ZM220 187V186H219ZM222 187V186H221ZM225 187V186H224ZM227 188V187H226ZM219 189V188H218ZM223 189H225V188H222V190ZM223 191H225V190H223ZM222 191V192H223ZM52 193H54V191L52 192ZM56 193V192H55ZM221 193V192H220ZM225 193H226V191H225ZM225 193H223V195H225ZM49 194V193H48ZM57 194V193H56ZM50 195V194H49ZM49 195H47V197L49 196ZM61 195V194H60ZM52 196V195H51ZM227 196V195H226ZM225 196V197H226ZM229 196V195H228ZM57 198V200H59V199H61V197L60 196H56L55 198H52V199H56ZM76 198V197H75ZM72 199H73V197H72ZM71 200V199H70ZM69 200V201H70ZM74 200V199H73ZM197 200L195 199V198H193V197H191L190 199H189V201H188V206H187V208L190 210V215L193 217V220H194V218H195V216H196V214H198L201 210H202V205L203 204H205V203H207L206 201H200L201 202V204L202 205H200V203H198V201L196 202ZM75 202V201H74ZM155 202H156V200H155ZM154 201H153V203H155ZM156 205V204H155ZM155 205H152V206H155ZM159 205V204H158ZM157 205V206H158ZM207 205V204H206ZM206 205H204V206H206ZM156 206V207H157ZM160 208V207H159ZM201 208V210H199ZM155 209V208H154ZM162 208H160L159 209V211H158V214L161 212L160 210H161ZM187 209V210H188ZM157 208H156V210H153V212H154V215H155V217H157V218H155V219H158L159 220V218H160V220L158 221V223H157V225H156V227L150 232V234L148 235V237H146L145 239H141V236H140V233L139 232H137V234L135 235V239L132 241L133 242V244L132 243H130V244H132L131 246H130V244H128V247L129 248H127V250H125L124 252L122 251V253H124L125 255H126V257L128 258L129 257V255L131 256V257H129L128 258V264H140L139 263V260L140 259H142L143 261L144 260H146L147 258H148V255L147 254H141V256L139 255L141 252V250H144L145 251V249H147V245L148 244H150L151 242V244L150 245H148V246H150L151 247V245H154L155 244V246L157 245L158 247V249H159V252L156 250V249H154V251L156 252V253H159V255H163L164 253H166V254H168V251H167V249L169 250V247H171L170 245L172 244L171 242H170V239L173 237V236H175V235H173L172 237H171V235H170V233H171V231H170V228L172 227L171 225L169 226V224H168V221H167V219H168V216H166V215H163L164 213L163 212H165L163 209V211L160 213V215L162 214V218H161V216L159 217V215H157L156 214V212H157ZM188 210V211H189ZM156 211V212H155ZM199 211V212H198ZM242 211H243V213H242ZM157 215V216H156ZM140 217H141V215H140ZM138 217L137 218V229H139V230H141V228H144L145 226H146V221H143V217ZM159 217V218H158ZM167 218V219H166ZM219 218V217H218ZM223 219V218H222ZM191 220V217H190V219H189V221ZM193 220H191V221H193ZM215 220V219H214ZM227 220V219H226ZM190 221V222H191ZM213 222V221H212ZM222 221H220V223H221ZM212 224V223H211ZM210 224V225H211ZM214 224H215V221H214ZM217 224H215V226H216ZM188 226V225H187ZM212 226V225H211ZM228 226V227H227ZM186 227V226H185ZM173 228V227H172ZM178 228V227H177ZM69 229V228H68ZM185 229H188V228H185ZM70 230V229H69ZM69 230H68V232H69ZM176 230V229H175ZM178 230H180V229H178ZM67 231V230H66ZM72 231V230H71ZM173 231V230H172ZM177 231V230H176ZM184 230L182 231L181 230V235L180 236H178L176 239H174V240H177L179 237L182 239L184 236L182 235V233L183 232H185ZM170 232V233H169ZM67 233V232H66ZM179 232L177 231V234H178ZM177 234H176V236H177ZM69 235V234H68ZM86 236V235H85ZM183 236V237H182ZM171 237V238H170ZM91 238V237H90ZM159 239V240H162L161 242L158 240H156V239ZM160 238H162V239H160ZM86 239V238H85ZM180 239V240H181ZM28 240V239H27ZM47 240V239H46ZM86 240H88V239H86ZM153 240H155L154 242H153ZM174 240H172V242L174 241ZM179 240V241H180ZM169 241V242H168ZM179 241L177 242V244L179 243ZM182 241H184V239L182 240ZM45 242V241H44ZM48 242H49V240H48ZM47 242V244H50V243H48ZM52 242V241H51ZM175 242V241H174ZM181 242V241H180ZM30 243V240H29V242H27V245ZM31 244V243H30ZM176 244V245H177ZM182 244H184V243H182ZM26 245V246H27ZM32 245V244H31ZM31 245H29L30 247H31ZM172 245H175V243H173ZM29 246H27V247H29ZM180 246H181V243H180ZM182 247H183V245H182ZM182 247H180L181 249H182ZM143 248H145V249H143ZM173 248V247H172ZM174 249V248H173ZM173 249H172V251H173ZM69 250V249H68ZM140 250V251H139ZM170 250H171V248H170ZM170 250H169V253H172V252H170ZM150 251V250H149ZM69 252V251H68ZM71 252V251H70ZM140 252V253H139ZM154 252V253H155ZM163 252V253H162ZM145 253H147L146 251H145ZM151 253H153L152 252V249H151V252L150 253H148V254H151ZM173 253H175V252H173ZM68 254V253H67ZM129 254V255H128ZM138 254V255H137ZM166 254H164V256L166 255ZM152 255V254H151ZM157 254H155V257H156V259L158 260V256H156ZM174 255H176V254H174ZM70 256V255H69ZM163 256V257H164ZM167 256L168 255H166V259H167ZM172 256H173V254H172ZM68 257V256H67ZM66 257V258H67ZM123 257H124V255H123ZM153 257V256H152ZM160 257V256H159ZM163 257L161 256V259H163ZM66 258H64V259H66ZM125 258V257H124ZM149 258H151V257H149ZM173 258H174V256H173ZM70 259V258H69ZM93 259V258H92ZM91 259V260H92ZM155 259V258H154ZM60 260H62V259H60ZM71 260V259H70ZM90 260V261H91ZM94 260V259H93ZM95 260H96V258H95ZM167 260V261H168ZM64 261V260H63ZM72 261V260H71ZM141 261L142 263H144V262H147V261ZM150 261V260H149ZM155 261V260H154ZM95 262V261H94ZM109 262V261H108ZM113 262V261H112ZM111 262V263H112ZM60 263V262H59ZM58 263V264H59ZM73 263V262H72ZM92 263V262H91ZM110 263V264H111ZM114 263H115V261H114ZM148 263V262H147ZM165 263V262H164ZM63 264H65V263H63ZM67 264H68V262H67ZM145 264V263H144ZM150 264V263H149Z\"/></svg>", "mask_w": 264, "mask_h": 264}]
</instances>
